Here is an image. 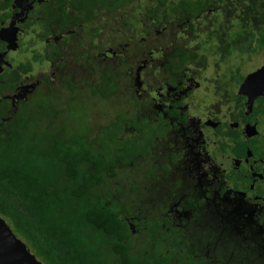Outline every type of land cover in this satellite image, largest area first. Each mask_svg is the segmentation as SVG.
I'll list each match as a JSON object with an SVG mask.
<instances>
[{"label": "trees", "instance_id": "trees-1", "mask_svg": "<svg viewBox=\"0 0 264 264\" xmlns=\"http://www.w3.org/2000/svg\"><path fill=\"white\" fill-rule=\"evenodd\" d=\"M58 5L59 23L72 28L64 39L74 53L58 64L71 67L58 85L74 89L71 98L80 91L111 98L122 81L132 92L136 71L145 90L153 86L152 72L159 83L167 73L175 85L183 81V67L197 70L199 78L212 56L217 66L229 63L234 51L264 49V0H62ZM232 64L218 87L238 85L237 106L264 100V79L248 82L241 63ZM45 94H54L49 83ZM134 97L136 104L143 102ZM41 104L24 101L6 129L0 127V216L42 264H260L253 254L259 247L264 251V241L250 243L246 251L244 241L226 249L221 242L227 234L241 237L228 225L194 243L187 230L170 224L181 215L166 202L146 205L129 198L117 171L137 168V156L151 155L165 134L162 119L116 116L103 123L98 113L95 137L89 138L88 128L66 136L63 123L76 108ZM29 114L38 122L35 129L26 125ZM127 125L135 126L133 134L124 133ZM11 127L18 132L9 134ZM129 187L133 193L138 184ZM192 198L177 209L196 207Z\"/></svg>", "mask_w": 264, "mask_h": 264}, {"label": "flooded vegetation", "instance_id": "flooded-vegetation-1", "mask_svg": "<svg viewBox=\"0 0 264 264\" xmlns=\"http://www.w3.org/2000/svg\"><path fill=\"white\" fill-rule=\"evenodd\" d=\"M60 2L0 0V127L4 130L24 101H42L40 86L45 90L48 83L55 86L53 83L60 82L64 72L71 68L65 65L63 70L58 65L68 63L69 56L74 54L64 39L72 28L58 21ZM69 6L66 1L64 8ZM257 52L261 53L262 66L264 49L259 48ZM155 67H150L151 72ZM248 73L246 81L258 80H247ZM151 75L153 86L148 91L136 71L137 89L130 93L133 98L135 94L144 98L146 109H138L142 113L140 119L146 115L148 121L159 118L167 124L165 134L156 140L165 143L162 155L168 169L163 171L181 178L175 184L180 186L176 193L165 188L168 193L165 202L181 215L177 222L170 224L190 233L192 225L197 230L198 218L206 209L216 222L213 220L209 230L197 232L196 239L221 234L229 225L237 228L241 237L227 234L229 237L221 245L233 243V246L244 241L241 249L246 251L250 243L263 242L260 228L261 231L264 228V100L254 105L243 101L239 108L233 99L238 85L219 88V84L212 83L204 87L211 101L203 100V95L202 103H196L192 96L201 77L199 81L194 69L183 67L179 72L183 81L179 78L175 85L168 81L167 73L161 83L153 72ZM222 98L225 104L221 103ZM156 144L151 147L150 156L135 159L153 157ZM135 165L136 169L141 167ZM188 197L198 201L197 206L177 209Z\"/></svg>", "mask_w": 264, "mask_h": 264}, {"label": "rangeland", "instance_id": "rangeland-1", "mask_svg": "<svg viewBox=\"0 0 264 264\" xmlns=\"http://www.w3.org/2000/svg\"><path fill=\"white\" fill-rule=\"evenodd\" d=\"M235 54V55H234ZM234 54L229 59V63H220L215 65L214 58L215 56L211 57L207 61V65L203 66L197 73L198 76L201 77V82L198 84L196 83L195 90L193 91L192 98L196 99V103L199 101L202 103L203 100H206V102H210L211 98H207L208 92L204 89L206 85H211L212 83L220 84L223 81V73L227 70L228 66L233 65L232 63L240 62L241 63V70L244 71V73H248L252 70H254L256 67H259L261 64V53L255 51L252 53H246L241 52L238 53V51H234ZM236 54H240L241 57H237ZM236 56V57H235ZM197 71V70H196ZM83 75V74H82ZM90 76V75H89ZM88 76V77H89ZM197 78V77H196ZM198 79V78H197ZM199 80V79H198ZM200 81V80H199ZM53 83V90L54 94L53 96L45 94V88L44 86H40L38 88L39 91L37 93H40L41 96V102L43 103V107L49 106L51 107V110L56 109V107L60 106H66V104L75 107L76 109H73V112L71 114H67L66 121L63 123L65 128H62L64 130V134L71 135V133H80L85 131V128L89 129V138L95 137L97 131H98V124L95 125V123L100 122L98 117L102 116V122L107 123L110 120L115 119L116 116H119L120 118H130L132 116H137L136 118L142 117V113L138 112V109L142 108L143 110L146 109V104L141 103H135L133 100L132 93L128 95L127 98H121L124 97L125 93L130 92L131 87L127 84L125 85L124 82H120L119 91L117 94H113L111 98H103L99 94H93V93H84L80 91L77 96L74 98L73 95L75 94V90L68 88L65 85H58ZM85 89L86 91L89 90V87L86 85ZM90 92V91H89ZM125 92V93H123ZM60 93L61 96L60 97ZM191 93V92H190ZM205 95V97L203 96ZM114 96V97H113ZM204 99L202 100V98ZM111 99V100H110ZM208 99V100H207ZM221 103L225 104L224 98L221 99ZM111 102V103H110ZM65 103V104H64ZM78 104L77 106H74ZM224 109V107L222 106ZM63 113H66V111H63ZM97 113V114H96ZM99 113V116H98ZM82 115L79 117V115ZM138 114V115H137ZM30 118L27 119L26 125L30 129H35L34 125L38 124V122L31 121V114ZM43 117V115H41ZM79 117V118H78ZM41 119V118H40ZM33 125V126H31ZM68 125V126H67ZM135 131V126L127 125V127L124 128V133L126 134H133ZM9 134H14L18 132L17 128L11 127L8 130ZM28 141V140H27ZM156 147L152 150L153 157H147L145 159H135L133 164L141 165L139 169L134 168L132 165L126 166L123 169H120L117 171L118 174V181L122 185H124L125 192L129 193V198L133 201L140 202V200H144L146 205L151 204H157L161 205L163 202H165V198L167 196V192L165 188H168V191L171 192H177L179 191L180 186L175 185L176 175L174 173L166 175L162 168V163L164 161L163 159V153L162 150L165 146V143L163 141H157ZM44 149V148H43ZM41 149L42 151H44ZM53 173L56 169V166H53ZM149 170L151 171L150 176L148 179H145V172H142L143 170ZM130 178L131 180H128ZM131 182L137 183L138 187L136 188L133 193L131 192V189L129 187V184ZM157 209V207L155 206ZM206 209H203L202 217L198 218L199 225L197 227V230H194L193 225L191 227V241L194 243L196 242V236L194 234L200 231H207L211 227V224L213 223V220L216 222V218L214 216H211L209 212H205ZM4 219V218H3ZM7 223V222H6ZM8 224V223H7ZM9 225V224H8ZM12 230V229H11ZM264 233V231H261L260 228V234ZM232 245L230 243H227L225 245V248L228 249ZM260 247L255 250L254 252H258V254L252 252V254L256 257L259 256L260 260L258 262L260 264H264V251H262ZM216 264V263H214Z\"/></svg>", "mask_w": 264, "mask_h": 264}, {"label": "water", "instance_id": "water-1", "mask_svg": "<svg viewBox=\"0 0 264 264\" xmlns=\"http://www.w3.org/2000/svg\"><path fill=\"white\" fill-rule=\"evenodd\" d=\"M264 78V65L247 74V80ZM0 264H42L0 216Z\"/></svg>", "mask_w": 264, "mask_h": 264}]
</instances>
